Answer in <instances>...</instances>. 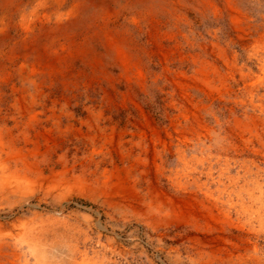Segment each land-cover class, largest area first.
<instances>
[{"label":"rangeland","instance_id":"1","mask_svg":"<svg viewBox=\"0 0 264 264\" xmlns=\"http://www.w3.org/2000/svg\"><path fill=\"white\" fill-rule=\"evenodd\" d=\"M0 23V123L92 176L0 193V264L40 263L18 218L42 264H264V0H0Z\"/></svg>","mask_w":264,"mask_h":264},{"label":"bare ground","instance_id":"2","mask_svg":"<svg viewBox=\"0 0 264 264\" xmlns=\"http://www.w3.org/2000/svg\"><path fill=\"white\" fill-rule=\"evenodd\" d=\"M28 1V0H27ZM36 2V1H35ZM26 3V2H25ZM24 3V4H25ZM14 4V3H13ZM19 4V3H18ZM41 4V3H40ZM23 5V4H22ZM30 5V4H29ZM28 5V6H29ZM47 5V4H46ZM23 7V6H22ZM29 8V7H28ZM19 9V8H18ZM24 10V9H23ZM20 11V10H19ZM37 11V8L32 9L30 12L24 13L22 22L25 25V28L28 30V22L30 19V14H34ZM18 12V11H17ZM40 12V11H39ZM37 14V13H36ZM41 15V14H39ZM7 16V15H6ZM32 16V15H31ZM43 16V15H42ZM19 18V17H18ZM42 18V17H41ZM2 19V18H1ZM4 20V19H3ZM31 20V19H30ZM49 20V19H48ZM16 21V20H15ZM35 21V20H34ZM47 21V20H46ZM31 22V21H30ZM60 22V21H59ZM36 23V22H35ZM1 25V23H0ZM21 25V24H20ZM2 26H0V29ZM18 31V29H17ZM16 31V32H17ZM15 65V64H14ZM11 77V76H10ZM7 84V83H6ZM9 84V83H8ZM13 88V87H11ZM10 89V88H6ZM13 91V90H12ZM13 94V93H12ZM2 99V91H1V84H0V104ZM12 103V102H11ZM10 106V105H9ZM12 106V105H11ZM0 112H1V105H0ZM5 116V115H4ZM13 120V119H12ZM10 121V120H9ZM13 125V124H12ZM15 134V133H14ZM13 131L12 128L7 125H2L0 123V193L3 195L4 193H8L9 191H20L24 189V186L33 187L35 185L42 186L43 184H49V185H57V184H69V186L77 187L82 189H90L89 185V179L92 177L91 173L87 172L86 169H80V171H77V166L73 163H68L67 160H61L60 166L57 167L55 164L50 163V158L45 157L44 151H38L37 148H39V144H35L34 147H37L33 152L30 154L26 153L22 146L18 145L13 137ZM26 149V148H25ZM30 149V148H29ZM33 149V148H32ZM31 151V150H30ZM63 156V155H62ZM65 157V156H64ZM61 158V157H60ZM59 158V159H60ZM225 165V164H224ZM226 166V165H225ZM209 169V168H208ZM222 169V168H221ZM225 169V168H224ZM110 170V169H109ZM108 169L103 170V178L104 182L106 184L108 183V187L110 188V191H120V190H129V185L125 183L124 177L120 176L117 173H114L113 171L109 172ZM211 170V169H210ZM243 171V170H242ZM250 171V170H249ZM213 173V172H212ZM220 174V173H219ZM246 174V173H245ZM221 175V174H220ZM223 175V174H222ZM237 175V174H236ZM232 176V175H231ZM235 176V175H234ZM261 176V175H260ZM257 178V177H256ZM219 179V178H218ZM230 183L229 185H235L238 182V178H229ZM244 180V179H243ZM246 180V178H245ZM227 181V180H226ZM95 182V181H94ZM44 186V185H43ZM61 186V185H60ZM102 186V185H99ZM28 187V188H29ZM37 187V186H36ZM47 187V186H46ZM43 189H47V188ZM65 187V186H64ZM95 187V186H94ZM229 187V186H228ZM238 187V186H237ZM241 187V186H240ZM41 188V187H40ZM52 188V187H48ZM68 187H66L67 189ZM101 188V187H100ZM56 189V188H55ZM59 189V188H58ZM62 189V188H61ZM75 189V188H74ZM94 189V188H93ZM34 190V189H33ZM41 190V189H39ZM60 190V189H59ZM65 190V189H64ZM63 190V191H64ZM104 190V189H103ZM54 191V190H53ZM52 191V192H53ZM76 191V190H75ZM87 191H85L87 193ZM92 191V190H91ZM94 191V190H93ZM99 191H102L100 189ZM131 191V190H130ZM13 192V193H14ZM30 192V191H29ZM35 192V191H34ZM43 192V191H42ZM62 192V191H61ZM68 192V191H67ZM71 192V191H70ZM83 192V191H82ZM89 192V191H88ZM105 192V191H104ZM18 193V192H17ZM22 197L25 194L24 191L21 192ZM32 193V192H31ZM38 193V192H37ZM64 193V192H63ZM85 193V194H86ZM90 193V192H89ZM95 193V192H94ZM107 193V192H106ZM123 193V192H122ZM16 194V193H15ZM28 194V193H27ZM33 194V193H32ZM96 194V193H95ZM126 194V193H125ZM229 194V193H228ZM8 195V194H7ZM6 195V196H7ZM36 195V194H35ZM39 195V194H38ZM43 195V194H42ZM58 195V194H57ZM82 195V194H81ZM88 195V193H87ZM86 195V196H87ZM93 195V194H92ZM116 195V194H115ZM18 196V195H17ZM29 196V195H28ZM45 196V195H44ZM63 197L65 194L62 195ZM110 196H112L110 194ZM229 196V195H228ZM251 196V195H250ZM4 197V196H3ZM59 197V196H58ZM8 198V197H7ZM28 197H26L27 199ZM30 198V197H29ZM66 198V197H65ZM112 198V197H111ZM225 198V197H224ZM3 199V198H2ZM21 199V197L19 198ZM25 199V200H26ZM43 199V198H42ZM109 199V198H108ZM157 200V198H156ZM14 201V200H12ZM17 201V200H16ZM52 201V200H51ZM55 201V200H54ZM111 202L110 200H108ZM115 201V200H114ZM113 201V202H114ZM208 201V200H207ZM231 201V200H230ZM22 202V200L20 201ZM25 202V201H24ZM40 202V200H39ZM38 202V203H39ZM238 202V201H236ZM159 203V202H158ZM26 204V203H25ZM54 204V203H53ZM14 205V204H13ZM30 205V204H29ZM35 205V204H34ZM58 205V204H57ZM122 205V204H121ZM120 205V206H121ZM169 205H173L172 202L169 203ZM56 206V205H55ZM157 206V205H156ZM59 207V205H58ZM12 208V207H11ZM119 208V207H118ZM246 209V208H245ZM248 209V208H247ZM171 210V209H170ZM173 212V210H171ZM36 214V213H35ZM20 215V214H19ZM23 215V214H22ZM44 215V214H42ZM34 216V215H33ZM39 216V215H38ZM254 216V215H253ZM40 217V216H39ZM45 218V217H44ZM262 218V217H261ZM42 219V218H41ZM40 220V219H39ZM16 222V220H15ZM8 223V222H1L0 221V235L5 233H12L14 230V227H16V223ZM18 225H20L22 228L28 229L21 234V240L26 241L29 244V248L32 252V254L35 255L36 259L39 264H42V261L39 257H42L40 249L37 247V241H34V237L30 236V233L34 229H37L39 225H35V221L29 225L24 219L18 218L17 219ZM30 223V222H29ZM37 223V222H36ZM29 225V226H28ZM19 227V226H18ZM17 227V228H18ZM20 229V228H18ZM30 229V230H29ZM21 230V229H20ZM19 231V230H18ZM23 231V230H22ZM14 234V233H12ZM88 238V237H87ZM16 239V238H15ZM85 239V238H84ZM87 240V239H86ZM110 240V239H108ZM47 241V240H46ZM91 241V240H90ZM97 241V240H96ZM111 242V241H110ZM22 243V242H21ZM33 243V244H32ZM86 243V241H85ZM102 243V242H101ZM89 244V243H88ZM18 245V244H17ZM39 245V242H38ZM103 245V244H102ZM85 246V245H84ZM91 246V245H90ZM80 247V246H76ZM105 247V246H104ZM26 248H28L26 246ZM86 249V248H85ZM102 249V248H101ZM30 252V251H29ZM28 252V253H29ZM88 252V250H87ZM106 252V251H105ZM80 253V252H79ZM92 253V252H91ZM96 255V253H95ZM104 255V254H103ZM102 255V257H103ZM44 256V255H43ZM91 256V255H90ZM100 256V255H99ZM108 256V255H107ZM105 257V256H104ZM95 258V256L93 257ZM108 259V257H106ZM35 259V258H34ZM92 259V258H91ZM97 259H100L99 257ZM47 260V259H46ZM87 260L82 259V263L85 264ZM48 261V260H47ZM79 261V260H78ZM92 261V260H90ZM102 261V259H101ZM106 261V260H105ZM81 262V261H80ZM95 262V260H94ZM37 263V261H36ZM103 263V262H102ZM53 264V263H52ZM88 264V263H86ZM108 264V263H107Z\"/></svg>","mask_w":264,"mask_h":264}]
</instances>
